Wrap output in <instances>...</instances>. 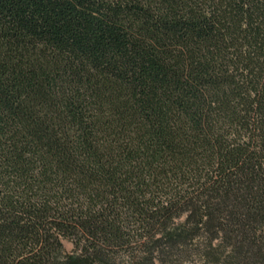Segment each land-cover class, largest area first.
<instances>
[{
  "label": "trees",
  "instance_id": "obj_1",
  "mask_svg": "<svg viewBox=\"0 0 264 264\" xmlns=\"http://www.w3.org/2000/svg\"><path fill=\"white\" fill-rule=\"evenodd\" d=\"M0 264H264V0H0Z\"/></svg>",
  "mask_w": 264,
  "mask_h": 264
},
{
  "label": "rangeland",
  "instance_id": "obj_2",
  "mask_svg": "<svg viewBox=\"0 0 264 264\" xmlns=\"http://www.w3.org/2000/svg\"><path fill=\"white\" fill-rule=\"evenodd\" d=\"M65 245H66L67 249H69V250H71V249H72V245H71V244H69V243L65 242Z\"/></svg>",
  "mask_w": 264,
  "mask_h": 264
}]
</instances>
